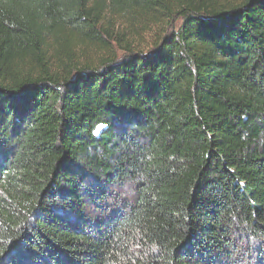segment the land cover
I'll use <instances>...</instances> for the list:
<instances>
[{
    "label": "trees",
    "instance_id": "16d2710c",
    "mask_svg": "<svg viewBox=\"0 0 264 264\" xmlns=\"http://www.w3.org/2000/svg\"><path fill=\"white\" fill-rule=\"evenodd\" d=\"M0 264H264V0H0Z\"/></svg>",
    "mask_w": 264,
    "mask_h": 264
},
{
    "label": "rangeland",
    "instance_id": "374dc122",
    "mask_svg": "<svg viewBox=\"0 0 264 264\" xmlns=\"http://www.w3.org/2000/svg\"><path fill=\"white\" fill-rule=\"evenodd\" d=\"M181 24V21L174 16L170 25L168 27H159L156 26V21H148L145 17H135L132 20H129L128 23H114L111 28V33H113L114 38L110 40L105 35L103 39L107 41L108 47H111L113 51H118V42L121 46L124 44H129L130 46H138L143 50L149 49L154 42L156 35L163 33L165 35L171 33L173 30H176L177 27ZM108 20L102 23V28L108 26ZM156 32V33H155ZM73 53H79L86 55L85 58H82L84 62H95L99 58L104 57L105 52L95 48L92 44L82 47L73 48ZM119 56H121V53ZM78 58V57H77ZM60 75H64L61 70L58 71Z\"/></svg>",
    "mask_w": 264,
    "mask_h": 264
},
{
    "label": "snow or ice",
    "instance_id": "6c2138e0",
    "mask_svg": "<svg viewBox=\"0 0 264 264\" xmlns=\"http://www.w3.org/2000/svg\"><path fill=\"white\" fill-rule=\"evenodd\" d=\"M99 127H104L103 125H100Z\"/></svg>",
    "mask_w": 264,
    "mask_h": 264
}]
</instances>
